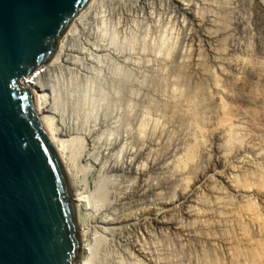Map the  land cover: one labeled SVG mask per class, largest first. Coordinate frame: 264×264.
Instances as JSON below:
<instances>
[{
  "label": "rangeland",
  "instance_id": "obj_1",
  "mask_svg": "<svg viewBox=\"0 0 264 264\" xmlns=\"http://www.w3.org/2000/svg\"><path fill=\"white\" fill-rule=\"evenodd\" d=\"M194 4L197 24L177 15L171 0H101L67 44L71 63L43 75L72 123H97L99 136L103 130L110 140L142 124L155 143L149 158L164 161L148 179L164 187L137 204H123L132 178L106 171L115 157L86 171L95 211L110 210L127 225L114 234L94 228V264H214L216 252L230 263L229 240L243 235L236 228L241 217L264 248V187L245 188L239 178L247 171L264 177V20L257 18L264 0ZM216 152L222 167L183 207L192 212L182 224L187 232L157 230L153 223L171 214L159 205H175L172 219L182 221L179 193L194 188ZM129 242L145 258L129 257ZM239 251L242 264H252ZM260 258L264 264V251Z\"/></svg>",
  "mask_w": 264,
  "mask_h": 264
},
{
  "label": "water",
  "instance_id": "obj_2",
  "mask_svg": "<svg viewBox=\"0 0 264 264\" xmlns=\"http://www.w3.org/2000/svg\"><path fill=\"white\" fill-rule=\"evenodd\" d=\"M101 0H0V264H86L80 181L41 74Z\"/></svg>",
  "mask_w": 264,
  "mask_h": 264
},
{
  "label": "bare ground",
  "instance_id": "obj_3",
  "mask_svg": "<svg viewBox=\"0 0 264 264\" xmlns=\"http://www.w3.org/2000/svg\"><path fill=\"white\" fill-rule=\"evenodd\" d=\"M145 1L146 0H141V3L144 4ZM171 1L176 8L177 15L185 17L192 24H197L200 22L199 18L195 16V11L198 8V4L197 5L194 4L195 0L192 1L171 0ZM256 11L258 12L260 10L256 8ZM263 17L264 15L257 13V18H261L264 20ZM261 24L262 25L260 26L263 27L264 29V22ZM71 53L72 51L66 45L61 55L41 74L39 79L40 90L43 96L48 117L56 131L61 146L65 151L66 155L68 156V159L81 184V198L83 200L86 209L90 233H91L86 264H94L95 262H93L92 260L95 258V254L98 249L97 247L99 245L97 241H94L93 238L94 228H101L105 233L114 234L120 231L123 226H122V222H116L121 217L117 218L118 216H114V213L112 211L106 210L104 212H101L100 214H98L100 210L95 211V209L99 207V205L95 204L93 200H91V195L89 194L90 191L88 190L89 192H87V187L86 185L84 186L85 183H83V179H84L83 177L84 176L86 177L85 175L86 171L95 168L97 169V167L102 168L105 164H108V163H103V160L105 159L111 160L115 157V159L111 161L109 166L107 167L108 169L106 168L107 169L106 171L109 170L108 173L111 172V174H114L115 176L118 175L121 177L132 178L133 182L131 185H129L128 188L129 192L128 194H126L127 197L124 200L123 204L128 205L130 202H133V204L135 202L137 204L144 202L143 200L147 198L150 191H153L156 187L157 190H160L161 188L164 187V182H160V184H156L155 186L148 183L149 177L151 175L156 174L160 170L159 164H162L164 161H158L157 163L156 161L151 160L149 158L150 147L152 146V144L155 143L152 142L153 140L151 141L149 138H146L144 133V127L142 124H138V125L135 124L136 126H133L134 129L132 131L126 129L124 135L122 134V136L119 138L116 137L115 140H112V138L110 140V139H106V137L105 139H102L104 138L102 137V135L106 133L103 132V130L100 131L101 134L99 136V128H97L99 124L97 123L95 125H91L88 128L85 127L81 128V125H78L79 123L74 124L72 123V121L68 120V117L65 114L66 112L62 113L63 110L66 108L62 107L64 108L62 110L59 108L61 106H59L60 104L57 105V103H59L58 102L59 99L56 93L52 88H51L52 89V93H51L49 87H47L42 82V78L44 73L50 71L51 69L54 70L57 66L66 63H71L70 62ZM171 109L172 112L173 111L176 112L177 110L175 106H172ZM178 154H181L179 148L175 150L173 155L177 156ZM177 162L180 161L177 160ZM222 165L223 162L221 160V157L218 154V152H216L215 159L210 163V165L205 170H202V172H200L199 175L198 176L196 175L197 177L194 178V188H189V186H187L179 193L177 203L182 209V221L178 222L177 220L172 219L173 213H175V205L164 204V205H159L161 206L160 210H165V211L168 210L169 212H171L169 217H167V219L168 218L170 219L168 220L163 219L160 221H156L153 223V226L157 230L168 231L171 234L174 233H177L179 235L185 234L187 231L182 224L183 221L185 220L189 222V219L192 218L191 215L192 212L190 211L191 209H189V207L187 209L183 207H186L188 204L191 203V200L196 192L195 188L204 186L206 184L207 182L206 176H208L209 173H213V174L217 173L218 168L222 167ZM184 170H186V167L184 168ZM261 174L262 173L260 172L259 174H255V175L250 174L249 171L242 172L240 173L239 176L240 184L245 188H252V187L263 188L264 177L261 176ZM255 197H257L256 194ZM248 210L249 212H254L252 206L248 207ZM237 222L238 225L237 227L236 226L235 227L239 228V231L243 232V235L234 237L233 239L229 240L230 242L229 248L231 252L230 255H232L230 258L231 262L228 263L227 261H224L221 258V256L219 258L216 252V255H213V262H215L214 264H242L240 260L241 253L239 251L242 249H244L247 255L250 256L252 264H261L262 260L260 256L264 251L263 244L259 241H256L257 236L250 231V228L248 227L247 223L242 217L239 218ZM132 226H135V224H133ZM126 227L127 225L122 228L121 233L123 232V230L126 229ZM127 250L129 251L130 254L129 257L133 256L134 258L136 257L145 258L146 256L144 255L145 251L136 242L134 243L129 242V244H127Z\"/></svg>",
  "mask_w": 264,
  "mask_h": 264
}]
</instances>
